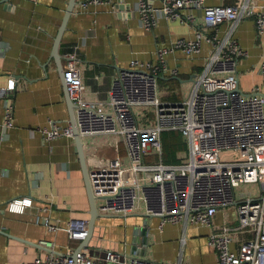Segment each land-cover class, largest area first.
<instances>
[{
	"label": "built area",
	"instance_id": "obj_1",
	"mask_svg": "<svg viewBox=\"0 0 264 264\" xmlns=\"http://www.w3.org/2000/svg\"><path fill=\"white\" fill-rule=\"evenodd\" d=\"M101 3L109 0H81L75 6L82 11ZM193 11L200 12L199 22H194ZM135 12L146 31L163 18L189 23L193 37L155 49V62L129 60L112 77L106 102L84 99L75 53L61 55L62 84L78 137L112 136L123 146L125 164L114 156L86 172L97 213L124 216L140 208L158 217L159 225L207 226L206 243L215 252L217 264H264V98L256 88L248 94L236 90V63L244 51L233 38L243 18H252L255 32L262 33L264 12H255L249 0L213 6L204 5V0H161L158 7L136 0ZM221 23L225 26L219 35ZM201 43L208 52L185 94L175 102L160 101L157 76L166 70L175 73L167 69L164 55L172 50L196 54ZM259 70L264 76V58ZM12 90L13 81L8 79L0 91L5 101L2 129L12 126L8 103ZM144 108L150 109V124L139 123L135 110ZM37 131L43 141L72 136L69 124L50 121ZM163 131L178 132L185 143L178 162L159 160L158 138ZM223 153L229 156L222 159ZM155 154L156 161L145 159ZM244 184L255 185L257 193L236 196V189ZM29 204L28 198L12 199L5 209L20 211ZM228 206H233L234 216L227 222L222 210ZM220 211L222 220L215 226L212 221ZM43 223L49 230L58 229ZM85 225L84 220L70 219L61 230L68 241H80ZM37 245L45 251L26 264H152L134 253L103 250L100 257H92L85 248L74 252L66 245L61 253L50 241L39 240Z\"/></svg>",
	"mask_w": 264,
	"mask_h": 264
},
{
	"label": "crops",
	"instance_id": "obj_2",
	"mask_svg": "<svg viewBox=\"0 0 264 264\" xmlns=\"http://www.w3.org/2000/svg\"><path fill=\"white\" fill-rule=\"evenodd\" d=\"M145 1L158 7L161 0ZM239 1L204 0V5ZM249 2L255 12H264V0ZM65 3L66 0H8L5 5L0 0V91L8 79L13 81L8 100L12 126L0 128V264H26L42 256L45 250L37 245L39 240L52 242L53 249L61 253L66 245L74 250L82 241H68L61 227L70 219L88 218L81 165L72 136L43 141L37 131L48 121L72 123V108L60 75L53 60H48ZM135 3L136 0H109L82 11L75 6L68 16L57 53H75L85 100L106 102L112 77L125 69L129 60L155 62V49L168 46L175 39L193 37L192 25L177 20L159 18L150 31L144 30L137 20ZM192 14L194 22H199L200 12ZM224 26L218 25L217 34ZM233 38L244 51L236 63L238 90L248 94L256 88V93L264 98V76L259 70L264 58V30L257 34L252 18H243L236 25ZM207 52L205 43L192 55L179 50L167 52L164 62L175 73L166 70L157 76V98L169 103L179 100L190 78L200 71ZM4 105L0 94V121ZM135 112L140 115V124L151 123L150 109ZM79 139L86 172L114 156L125 164L118 138ZM149 157L145 159L149 161ZM20 198H28L29 206L20 211L5 209L6 202ZM99 215L85 240V250L92 257L112 250L134 253L152 264H217L215 252L206 243L207 226L182 222L159 225L158 217H143L140 208L124 216ZM43 220H53L58 229L49 230ZM221 220L222 211L215 214L213 225ZM143 224L144 234H140Z\"/></svg>",
	"mask_w": 264,
	"mask_h": 264
},
{
	"label": "water",
	"instance_id": "obj_3",
	"mask_svg": "<svg viewBox=\"0 0 264 264\" xmlns=\"http://www.w3.org/2000/svg\"><path fill=\"white\" fill-rule=\"evenodd\" d=\"M7 1L8 0H2V3H4L5 5H8ZM31 1H33V0H31ZM76 3H77L76 0H66L65 7H64L63 12H62V16L59 20L58 26L56 28V32H55L53 39H52V42H51L50 53L48 55V57H49L48 60H50V59L53 60V63L56 65L55 68L60 75L61 81H62V71H61V65H60L61 56L57 53V45L59 43L61 34L64 30L66 20H67L68 16L71 14L72 9ZM62 86H63V84H62ZM236 90H238L237 87H236ZM64 93H65V91H64ZM68 103H69L70 108H72V105H71L69 100H68ZM70 117H71V115H70ZM70 126L72 129V138H73V141L75 144L77 157H78V160H79L80 165H81L82 180H83L84 190H85V194H86V200H87V204H88V218L86 220V225H85L86 233H85L84 238L82 240H80V242L81 241L82 242L76 248H74L73 251L75 252L81 248H86L87 243L85 242V240L89 237L90 233L92 232V230L94 228V220L96 218H98L100 215L97 213V211L95 209V199H94L93 195L91 194V191H90V188L88 185L86 168H85L84 163H83V155H82V151H81V142H80V139H79V137L76 133L75 127H74L73 117H72V123ZM146 216H148V215H146V214H145V216L143 215V217H146ZM45 221L48 224H52L54 222L53 220H51V221L45 220ZM143 227H144V224L139 230L141 232L140 234H142V233L144 234V228ZM144 241H145V235H143V237H142V242L144 243ZM133 251H134V249L131 252H133ZM87 253L89 254V252H87Z\"/></svg>",
	"mask_w": 264,
	"mask_h": 264
},
{
	"label": "rangeland",
	"instance_id": "obj_4",
	"mask_svg": "<svg viewBox=\"0 0 264 264\" xmlns=\"http://www.w3.org/2000/svg\"><path fill=\"white\" fill-rule=\"evenodd\" d=\"M165 135H166V140H165ZM167 135H169V136H167ZM161 139H162V141H164V143H166V145H168V147H162ZM158 140H159V144H160L159 160H161V161H173V160L179 161L183 158L184 153H185V144H184V149L177 150V148H174V152H172L170 155H168L166 160L163 159V151L167 150L169 148H172L171 142H176V143L184 142L183 139L178 135V133H176L174 131H163L162 133L159 134ZM149 156H150L149 157L150 161H156L157 160L156 154L155 155H149ZM228 156L229 155H227L226 153H223V154H221L220 157L222 159H224ZM256 193H257L256 186L253 184L252 185H247V184L240 185L236 189V196H239V197H247V196H251L252 194H256ZM222 211L224 214L227 215L226 219L231 220L232 217L234 216L233 206L225 207Z\"/></svg>",
	"mask_w": 264,
	"mask_h": 264
},
{
	"label": "trees",
	"instance_id": "obj_5",
	"mask_svg": "<svg viewBox=\"0 0 264 264\" xmlns=\"http://www.w3.org/2000/svg\"><path fill=\"white\" fill-rule=\"evenodd\" d=\"M174 132H176V131H174ZM176 133H178V132H176ZM170 135V134H169ZM169 135H167V136H169ZM178 135L180 136V134L178 133ZM181 137V136H180ZM182 138V137H181ZM165 140H166V135H165ZM161 142H162V147H168V145H166V143H164V141H162V139H161ZM172 144V148H169V149H167V150H164L163 151V159L164 160H166L167 159V156L168 155H170L172 152H174V148H177V150H182V149H184V142H178V143H176V142H171ZM182 143V144H181ZM162 162H164V163H175V162H178V161H176V160H173V161H162Z\"/></svg>",
	"mask_w": 264,
	"mask_h": 264
}]
</instances>
